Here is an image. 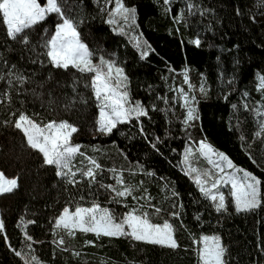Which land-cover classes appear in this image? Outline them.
Returning a JSON list of instances; mask_svg holds the SVG:
<instances>
[{
  "label": "trees",
  "instance_id": "trees-1",
  "mask_svg": "<svg viewBox=\"0 0 264 264\" xmlns=\"http://www.w3.org/2000/svg\"><path fill=\"white\" fill-rule=\"evenodd\" d=\"M39 2L43 5L45 0ZM59 2L78 30L94 16L99 27L115 34L109 53L128 77L131 100H141L148 116L118 124L111 133L99 132L97 102L92 89L86 87L92 74L71 67L54 68L42 54L46 51L42 47L47 39L44 30L50 36L61 22L56 14L26 30L28 44L19 37L9 38L6 26L0 23V70L6 74L15 65L13 71L28 78L23 86L10 87L7 76L0 81V170L7 177L18 178L13 192L0 195L4 223L0 264H25L16 251L29 260L35 255L42 264H198L193 241L203 233L220 235L226 264H264V133L256 136L261 117L254 111L264 108L258 82L264 75V18H255L256 0H151L150 13L143 20L145 29L157 37L180 39L194 57L192 63L177 67L157 61V52L140 31L136 0H124L127 7L136 9L135 22L117 25L107 23V13L100 11L95 0ZM197 39L199 45L193 43ZM91 51L94 63L104 56L96 48L91 47ZM185 70L198 106V119L188 124L184 123L187 110L175 91L188 87ZM21 113L38 122L74 125L78 131L71 142L80 145L84 155H77L73 166L86 170L92 167L86 157L94 159L100 165L95 183H89L87 177L68 183V177L57 175L55 166L46 165L43 155L30 148L24 134L14 127ZM150 125L173 131L183 141L206 140L255 173L262 181L260 207L237 213L231 203L227 212H217L214 202L189 206L180 182L153 164L162 136ZM121 173L137 200L129 196L118 198L119 204L111 202L114 193L101 187L111 184L119 189L115 178ZM93 202L117 217L131 207L145 205L143 210L153 223L167 220L173 225L179 247L170 249L127 237L97 239L92 233L79 231L69 236L54 229L55 218L64 207L74 209ZM149 204L162 209L161 213L154 214ZM173 212L179 215L173 217ZM61 237L63 245L57 243Z\"/></svg>",
  "mask_w": 264,
  "mask_h": 264
},
{
  "label": "snow or ice",
  "instance_id": "snow-or-ice-1",
  "mask_svg": "<svg viewBox=\"0 0 264 264\" xmlns=\"http://www.w3.org/2000/svg\"><path fill=\"white\" fill-rule=\"evenodd\" d=\"M95 2L102 13H107V23L117 25L121 21L124 24L135 22L136 9L127 7L124 0H103V3L101 0H95ZM165 2L167 3L168 0ZM113 4L114 7H112ZM191 7L192 5H189V9ZM52 14H56L61 22L56 24L54 33L50 36L48 30H44L47 39L43 41L42 47L46 51L42 54L47 57L48 63L54 68L68 70L71 67L80 73L92 74L90 83L86 87L92 89L94 99L97 102V130L105 134L111 133L118 124L128 123L132 118L139 119L141 116H148V110L141 102L131 100L128 91V77L122 67L118 66L114 60L105 59L104 56H99L98 62L94 63V53L80 40L76 23L65 16L59 0H45L43 5L39 0H0V23L6 26L7 36L13 40L19 37L24 44L29 43L26 30L44 22ZM120 30L123 32L122 27ZM135 39L137 47H139V37ZM193 43L199 45L200 40L197 39ZM142 55H147V53L143 52ZM13 69H15V65H12L6 74L0 70V81L5 80V76H7V83L10 87L14 84L23 86L28 82L27 77L22 73L13 71ZM258 82L259 90L264 93V75L258 77ZM184 83L189 88L193 87L188 80L187 70L184 74ZM175 91L187 110L184 123L188 124L190 121L198 119L195 107L190 106L191 103L195 102V97H190L183 87ZM200 92H205L203 86L200 87ZM244 95L247 96L248 94L245 93ZM5 96L10 100V95L5 93ZM233 107L236 106L233 105ZM244 107L247 108L248 105L245 104ZM254 111L258 117H261L259 120L260 130L256 132V136L259 137L264 133V110L255 108ZM14 127L24 134L30 148L38 150L43 155L46 165H52L58 169V176L69 177L68 183L79 182L74 179L77 171L82 176L89 178V183H95L96 169H99L100 165L91 157H86V159L92 167H88L86 170L77 169V171H73L75 157L84 155L80 152V145H74L71 142L73 133L78 131L74 125L67 121H49L42 126L41 123L21 113L14 122ZM198 153L212 165L211 169L200 170L191 166V148L185 151L184 162L188 165L189 173H195V183L199 185L204 197L214 202L217 212H227L229 203L234 206L237 213L250 212L260 207L262 203L260 199L262 181L258 177L251 172L237 168L227 156L218 153L204 141L199 142ZM111 171L115 172L116 170ZM115 179L116 185L121 186L119 189L111 184L101 185V187L114 193L111 202L119 204L121 201L118 198L129 196L133 200L138 199L133 195L134 189L125 185L122 173ZM17 187L18 178L6 179L3 172H0V195L11 193ZM124 207H128V205H124ZM148 207L154 210V214H159L162 211L155 205L149 204ZM144 208L145 205L131 207L120 217H117L112 210L101 207L95 202L89 207L78 204L74 210L66 206L61 214L55 218L54 229L62 230L69 236H74L79 231L80 233H92L97 239L101 237H127L135 241L170 249L178 248L173 225L167 220L162 225L152 223L149 213L144 211ZM171 215L176 217L179 214L173 212ZM3 230L4 223L3 220H0V232ZM25 237L29 241L32 240V237L26 233ZM57 243L63 245V237ZM87 243L93 242L88 241ZM193 243L197 245L195 252L198 257V264H226V248L222 246L218 236L203 235L198 240H194ZM28 247L31 248V245L29 244ZM15 254L24 259L25 264H42L35 255H31L29 260L22 255L21 251H16ZM75 254L79 255V253Z\"/></svg>",
  "mask_w": 264,
  "mask_h": 264
},
{
  "label": "rangeland",
  "instance_id": "rangeland-1",
  "mask_svg": "<svg viewBox=\"0 0 264 264\" xmlns=\"http://www.w3.org/2000/svg\"><path fill=\"white\" fill-rule=\"evenodd\" d=\"M136 3H137L138 12H139L140 31L145 36V38H147L148 42L151 44L153 49L157 52V61L159 63H169L172 67H177L181 64L188 65L192 63L194 60V57L189 51H187L183 47L182 41L180 39L172 38L168 36L157 37V36H154L153 34H150L145 29L143 20L150 13L151 0H136ZM93 6L94 4L91 5L92 8ZM254 15H255V18L257 19L264 18V0H256ZM78 32L80 33V40L88 46L90 51H91V47L96 48L100 53H102L106 57V59L114 60L113 56L109 53V42L111 38L115 36V34L110 29L99 27L98 21L94 16H92V18L87 23H85L83 28L78 30ZM187 77H188V74H187ZM188 80H189V77H188ZM184 90L185 92L189 94L190 97H193V96L195 97V102L191 103L190 106L195 107L196 113L198 115L197 98L193 92V87L192 88L187 87V88H184ZM137 101L141 102V100H137ZM182 105H183V101H182ZM262 110H264V108H262ZM38 123H41L43 126V124L47 122H38ZM150 127L156 135L162 136L161 145L158 147L157 155L154 158L153 164L155 168L158 169L160 172L165 173L167 175H171L180 182L182 194L189 206H202V205H206L212 202L210 199H206L204 195L201 193L199 185H197L194 181L195 173L190 174L188 165H186L184 162L185 151L188 148H191L192 149V159L190 161V164L192 167L200 169V170H207V169L212 168V165L209 164L208 161L203 156L199 155L198 153L200 141H204L207 144L211 145L212 148L215 149L218 153H223L225 156L228 157V159L232 161V163L237 168L251 172L245 167L236 164L225 151L219 148H216L215 146H213L211 143H209L206 140L183 141L177 138V136L175 135V132L173 131L167 132L164 128H162L159 125H150ZM213 159H216V157H213ZM73 163H75V159ZM77 169H81V166H78V167L73 166V171H77ZM0 172L2 171L0 170ZM251 173L255 175L256 177H258L255 173L253 172ZM4 177L6 179L16 178V177H7L5 174H4ZM83 177L84 176H82L80 172L77 171V175L74 179L78 180V179H82ZM260 199H261V196H260ZM84 207H89V206H84ZM163 223H154V224L162 225ZM203 235L218 236L223 246L220 235L203 233L201 236Z\"/></svg>",
  "mask_w": 264,
  "mask_h": 264
}]
</instances>
